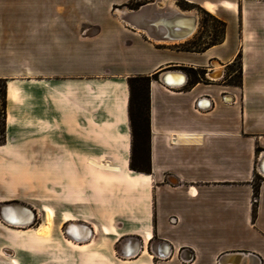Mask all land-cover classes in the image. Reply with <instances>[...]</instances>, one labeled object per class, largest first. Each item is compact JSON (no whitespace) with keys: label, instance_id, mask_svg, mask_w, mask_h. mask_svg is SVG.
<instances>
[{"label":"crops","instance_id":"0c3cea01","mask_svg":"<svg viewBox=\"0 0 264 264\" xmlns=\"http://www.w3.org/2000/svg\"><path fill=\"white\" fill-rule=\"evenodd\" d=\"M21 2L0 7V207L28 199L41 219L27 228L0 219V264H264V181L253 218L264 176V0H185L226 24L209 47L161 44L113 18L81 40L64 13L52 24L50 12H20ZM237 59L240 86L229 72ZM165 73L187 80L166 85ZM154 75L146 174L130 167L129 79ZM71 223L92 237L73 241ZM135 240L138 254L118 252Z\"/></svg>","mask_w":264,"mask_h":264},{"label":"rangeland","instance_id":"374dc122","mask_svg":"<svg viewBox=\"0 0 264 264\" xmlns=\"http://www.w3.org/2000/svg\"><path fill=\"white\" fill-rule=\"evenodd\" d=\"M7 1L10 0H0V7L5 8L8 7L6 4ZM23 1L19 5L20 12L25 11H32L34 13H42V12H50L51 15V23L55 22L53 17H56V13H64L66 16V22L68 26H72L76 28L79 32V36L81 40H86L91 36L92 32L90 33L89 30L95 29L99 30L100 25H105L109 19H114L117 23H123L120 19L119 14L117 13L118 10L130 9V10H137L144 5H149L153 3L158 4V0H19ZM174 4L185 11L197 12L200 18L199 21V28L193 39H204V42L208 43L213 40L214 34H221L222 27L218 23L216 19H218L215 15L209 13L208 16L205 14L206 10H203L196 6L188 5L185 0H173ZM3 3V4H2ZM155 4V5H156ZM208 13V12H207ZM220 21V20H219ZM70 24V25H69ZM52 27H55L52 25ZM186 43V42H183ZM180 43V44H183ZM239 71V64H235L232 69L229 71L230 74L237 73ZM237 75V74H235ZM71 166V165H70ZM69 166V167H70ZM73 166V165H72ZM101 172H105L103 170L98 169ZM107 173V172H106ZM31 173L21 174V177L30 178ZM35 176H38L37 174ZM29 181V180H28ZM36 183H41L42 181H38L37 177L35 178ZM73 180H68L67 185L74 188ZM52 187H55L54 181L52 183ZM69 188V191L71 190ZM31 197V196H30ZM55 199H58V196H55ZM53 198V197H52ZM22 206L28 207V199L25 200ZM53 202V200L51 201ZM56 202V201H55ZM58 203V202H57ZM39 212V211H38ZM53 214L54 211H53ZM71 215L70 213H67ZM66 213L63 214V218L65 217ZM74 218L73 215H71ZM41 216L37 217V219ZM75 219V218H74ZM39 222V219L36 223Z\"/></svg>","mask_w":264,"mask_h":264},{"label":"trees","instance_id":"16d2710c","mask_svg":"<svg viewBox=\"0 0 264 264\" xmlns=\"http://www.w3.org/2000/svg\"><path fill=\"white\" fill-rule=\"evenodd\" d=\"M206 15L209 13L205 12ZM222 27L221 34H214L213 40L208 42L206 47L216 45L224 39L226 24L216 19ZM198 49V48H196ZM239 71L233 82L241 85L242 66L239 59ZM234 63V65H235ZM152 80H157V75L152 78L137 77L129 79L130 104L129 117L132 131V157L130 167L132 171L150 174V84ZM7 105H8V83L5 79H0V147L7 141ZM263 178L257 176L254 184V199L259 197L260 186ZM258 203L254 202L253 218H257Z\"/></svg>","mask_w":264,"mask_h":264},{"label":"bare ground","instance_id":"6f19581e","mask_svg":"<svg viewBox=\"0 0 264 264\" xmlns=\"http://www.w3.org/2000/svg\"><path fill=\"white\" fill-rule=\"evenodd\" d=\"M158 3H159V5L158 4L154 5V9L157 10V11L164 12V11H168L169 10L170 12H175L176 14H181L183 16L184 15H186V16H196V18H195L196 19V26H195L193 32L187 37H180V38H183V39H179V40H176V41H163L159 37L164 36V35H166V36L170 35L169 30H163V32L160 33V35L151 36V34L149 32H153L155 29L153 30L152 28L151 29L150 28L149 29L146 28L145 29L146 31L142 30V28H143L142 26H145V25L147 26L149 21L143 22V20L141 21L140 19H137L136 17H138L140 15L135 16L134 13L130 14L132 12V10H130V9L118 10L117 13L121 17V20L126 15H131L130 16V20H131L130 22L131 23H128V24L125 23L126 26H128V27L134 26V28L136 26L137 29H135V30L139 31L140 33L145 34L146 36L150 37L154 41H156L158 43H161V44L183 43V42H186V41L190 40L192 37H194L196 35V33L198 31V28H199V21H198V16H197L196 12H186V11L181 10L180 8H178L176 6V4H174L173 0H158ZM150 7H153V5H151ZM206 7H207L208 10H212L213 9L210 5H207ZM144 23H145V25H144ZM181 33L185 34V31L182 30ZM171 77L172 76H169L168 79H167L169 83H171V81H170ZM185 82H186V77L184 76L183 79H181V81L179 83H176V84L171 83V84H173V85H182ZM17 95H18L17 89L14 86H12L11 89H10V97L15 99V98H17ZM105 164H107V163H104V164H102L100 166L103 167V166H105ZM5 206H7V205H5ZM2 212H3V215L5 214L7 218H10L11 220H13L14 224H16L15 222H19V220H23V221H21V223L19 222L20 226L19 225H12L11 223H8V222L4 221L3 217H1V215H0V219L5 224H7L9 226H12V227L27 228L28 226H26V225L28 223H30L34 219L33 223L31 224V225H33L36 222V220H37V215H36L35 211H33L34 212V217L33 218H31V214L27 213L26 211H21L20 209H16V208L5 209ZM47 222H48L47 227L44 228L43 230H40L41 233L47 231L49 226H50V222H51V214L50 213H47ZM71 224L72 225H71V227L68 230L73 232V233L72 232L71 233H72V235H74V237L70 238L73 241L84 242V241H87L88 239H90V237H92V229L89 226L77 225V223L76 224L75 223H71ZM82 234H84L83 237H82ZM147 237L150 238V234L147 235ZM138 243L140 244L139 246H138ZM128 244L130 245V243H128ZM134 245H135V249L131 250L132 252H130V253L123 252L122 251V247H119L120 251L118 250V252L119 253L121 252L125 256H127V255H133L134 256V255L138 254L140 252V250H141V241L140 242L136 241V243H134ZM241 259H240L241 260L240 264H243L244 263V258L242 257Z\"/></svg>","mask_w":264,"mask_h":264},{"label":"water","instance_id":"95a60500","mask_svg":"<svg viewBox=\"0 0 264 264\" xmlns=\"http://www.w3.org/2000/svg\"><path fill=\"white\" fill-rule=\"evenodd\" d=\"M156 4V3H155ZM153 3V7H150L152 4H149V5H144L142 6L141 8L137 9V10H132V12L130 14H135V16H138L136 17L137 19H140L141 21L143 20V22H147L149 21V23L147 24V26H142V30L143 31H146L145 29L146 28H152L154 31L153 32H149L151 34V36H156V35H160V33L163 32V30H169L170 32V35H164V36H161L159 38H161L163 41H176V40H179V39H183V38H180V37H187L189 36L195 26H196V16H186V15H181V14H176L175 12H170L169 10L168 11H157L154 9V5ZM197 13V12H196ZM129 14V13H128ZM130 16L131 15H126L122 21L123 23H131L130 21ZM197 16H198V13H197ZM198 21H200V18L198 16ZM132 28H134V26H131ZM134 29H137L136 26ZM141 30V31H142ZM182 30L185 31V34H182ZM175 32V33H174ZM146 33V32H145ZM181 33V34H180ZM184 74H181V73H178V76L180 77V79H183V77L186 75ZM169 76H175V74H172V73H165L161 76V81L163 83H165L166 85H170L171 83L168 82V77ZM186 80H187V77H186ZM260 171L262 172V174L264 175V158L261 159V163H260ZM9 208H16V209H20L21 211H26L27 213L31 214V218L34 217V212L32 209L26 207V206H22V205H7V206H2L0 207V215L1 217H3L4 221L8 222V223H11L12 225H19V222L21 223V221L23 220H19V222H15L16 224H14V221L11 220L10 218H7L6 215L4 214L3 215V212L5 209H9ZM34 219L28 223L26 226H30L32 223H33ZM76 224V223H75ZM72 224H68L65 228V231L64 233L67 235V237L69 238H73L74 235H72V231H69L68 229L71 227ZM77 225H83V224H80V223H77ZM83 226H86V225H83ZM72 232V233H71ZM160 252V251H159ZM162 253L160 254H157L159 255L160 257H165L167 255V252L168 250L165 251H161ZM127 256H133V255H127ZM256 258V257H254ZM257 259V258H256ZM231 263V262H230ZM230 263H227L225 262V264H230ZM258 264V263H257Z\"/></svg>","mask_w":264,"mask_h":264},{"label":"built area","instance_id":"2783aa9c","mask_svg":"<svg viewBox=\"0 0 264 264\" xmlns=\"http://www.w3.org/2000/svg\"><path fill=\"white\" fill-rule=\"evenodd\" d=\"M260 175H261V174H260ZM262 176H263V175H262ZM263 177H264V176H263ZM263 177H261V178H263ZM263 179H264V178H263ZM256 201H257V200H256V199H254V202H256ZM171 221H172V222H174V221H175V219H172ZM218 264H223V263H222V261H219V262H218Z\"/></svg>","mask_w":264,"mask_h":264}]
</instances>
